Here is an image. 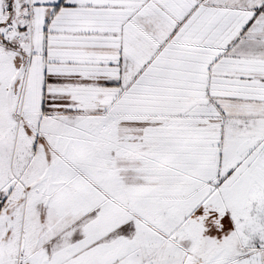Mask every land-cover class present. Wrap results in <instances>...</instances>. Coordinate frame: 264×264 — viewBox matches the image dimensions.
Instances as JSON below:
<instances>
[{
    "label": "snow or ice",
    "instance_id": "obj_1",
    "mask_svg": "<svg viewBox=\"0 0 264 264\" xmlns=\"http://www.w3.org/2000/svg\"><path fill=\"white\" fill-rule=\"evenodd\" d=\"M0 264H264V0H0Z\"/></svg>",
    "mask_w": 264,
    "mask_h": 264
}]
</instances>
